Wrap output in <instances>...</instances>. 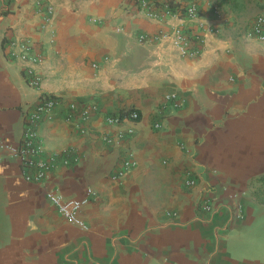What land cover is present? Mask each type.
Masks as SVG:
<instances>
[{
	"label": "crops",
	"instance_id": "1",
	"mask_svg": "<svg viewBox=\"0 0 264 264\" xmlns=\"http://www.w3.org/2000/svg\"><path fill=\"white\" fill-rule=\"evenodd\" d=\"M47 1L42 28L43 2L0 0V139L20 144L41 94L61 101L36 126L44 180L25 179L33 170L0 148V264H264V42L247 35L264 0H172L197 5L194 31L214 30L189 43L193 56L172 36L152 39L176 18L149 19L127 0ZM14 37L43 57L39 89L9 56ZM71 101L97 110L67 121ZM123 110L139 118L107 121ZM88 187L86 229L46 197Z\"/></svg>",
	"mask_w": 264,
	"mask_h": 264
},
{
	"label": "built area",
	"instance_id": "2",
	"mask_svg": "<svg viewBox=\"0 0 264 264\" xmlns=\"http://www.w3.org/2000/svg\"><path fill=\"white\" fill-rule=\"evenodd\" d=\"M40 2L45 4L42 25V28H44L50 23L55 6L51 1L39 0V3ZM126 5H129L135 10L142 11L149 19L162 20L167 16L176 18L179 22L172 27L169 33L161 31L159 35L153 36L152 39H156L158 36H172L173 42L185 55H198L200 49L190 47L189 43L191 41L203 43L206 35L214 31L212 27L207 26L206 23L202 21L197 22V26L200 27L201 30L199 32L194 31L191 23H194V21L200 17V13L197 5L193 2H175L170 5L168 0H127ZM214 11L216 13L218 12L217 7H214ZM247 35L259 42H264V14H259L255 17L254 22L248 29ZM148 38L150 37L145 34L138 37L141 41ZM8 43L9 56L21 63L26 83L35 89H39L41 87V77L38 75L36 66L43 60L41 53L35 52L34 44L28 38L14 37L9 40ZM93 66H96V64H93ZM165 99L170 101L174 107H177L179 104L178 97L175 93L167 94ZM60 103L59 97L55 95L46 93L41 94L34 109L26 116L20 144L18 146H13L0 139V148L8 149L11 155L18 158L25 168H31L33 170L32 173H30L31 170L25 173L24 177L27 180L42 181L46 177L45 173L49 167L48 163L40 159H34V157L40 153L41 148L37 137L36 126L43 117L49 118L55 107ZM96 110L97 107L95 104H87L78 107L77 102L71 101L67 105L65 119L67 121H72L74 118L87 120ZM77 115L78 117H76ZM122 118L137 120L139 115L137 111L130 110L124 117L109 115L106 119L108 122H119ZM154 126L159 127L160 124L156 122ZM128 132H131V130ZM134 163L133 160L126 159L123 162V169L118 171V175H122L125 169ZM185 183L187 185H193L195 183V177L190 172L186 173ZM94 196L95 192L90 187L86 189L82 197H66L53 190H48L46 192L47 199L54 205L57 211L68 222L83 229H86V225L81 220L78 213L84 205L94 198ZM203 209L209 210V204L205 203Z\"/></svg>",
	"mask_w": 264,
	"mask_h": 264
},
{
	"label": "trees",
	"instance_id": "3",
	"mask_svg": "<svg viewBox=\"0 0 264 264\" xmlns=\"http://www.w3.org/2000/svg\"><path fill=\"white\" fill-rule=\"evenodd\" d=\"M168 3L171 5V4L175 3V2L172 1V0H168ZM128 112H129V110H123V111H121V112L119 113V116H120V117H124L125 115L128 114Z\"/></svg>",
	"mask_w": 264,
	"mask_h": 264
}]
</instances>
